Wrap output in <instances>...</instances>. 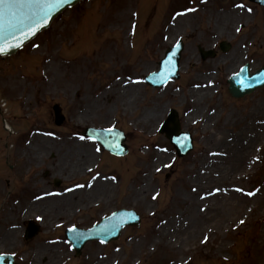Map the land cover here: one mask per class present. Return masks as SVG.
Wrapping results in <instances>:
<instances>
[{
	"label": "rangeland",
	"instance_id": "rangeland-1",
	"mask_svg": "<svg viewBox=\"0 0 264 264\" xmlns=\"http://www.w3.org/2000/svg\"><path fill=\"white\" fill-rule=\"evenodd\" d=\"M177 40L179 79L148 87ZM198 47L217 54L202 61ZM245 64L264 67V7L249 0H83L1 58L0 254L15 264H264V87L233 99L226 83ZM170 109L193 138L182 158L158 133ZM86 127L124 131L127 155L88 142ZM46 198L50 215L29 211ZM119 209L140 224L75 258L65 229ZM29 222L40 230L25 241Z\"/></svg>",
	"mask_w": 264,
	"mask_h": 264
},
{
	"label": "water",
	"instance_id": "water-1",
	"mask_svg": "<svg viewBox=\"0 0 264 264\" xmlns=\"http://www.w3.org/2000/svg\"><path fill=\"white\" fill-rule=\"evenodd\" d=\"M79 0H62L59 7H56L50 11V14L47 17V23L39 21L40 26L34 34L27 35L30 29L33 27L31 20H24L20 15L21 11L25 14L29 13L31 9L24 8L22 10H12L5 12L2 17H0V46L5 48L4 52H0L1 55H11L15 53L14 51L18 50L23 44L31 40L38 32L42 29H46L57 14H59L64 7H71L73 4L77 3ZM264 5V0L259 2ZM17 12L16 16L12 15V12ZM178 45L175 48L171 49L166 53V59L160 64V73L150 76L146 81L153 85L159 86L167 82L171 78H177V63L180 57V51L182 49V44L177 43ZM228 47V46H227ZM227 47L223 49H227ZM203 59L207 57L204 52H200ZM248 67L241 69L239 74L233 76L229 83V93L235 98L243 97L244 95L249 94L255 89V87H260L264 85V77L261 75L250 76L247 71ZM58 106L54 107V114L56 119V124L59 125L62 121V116L60 115ZM160 133L165 134L171 144H173L178 150L179 156H184L191 148L190 138L188 134H180L179 123L177 119V114L174 110L170 111V114L167 120L164 122L162 127H160ZM89 131V135H94L101 141V143L108 149V151L114 154L126 153L124 146H121L123 136L121 133L114 131L112 133H103L102 131ZM129 215L125 213H119L112 216L108 221L102 223L101 226L97 227L93 231L81 232V231H72L71 234L67 235L69 240L72 241L73 246H75L76 254L80 253L82 246L88 241H93L100 239L106 242L117 239V233L119 229L123 226V222L130 223L128 220ZM138 222L136 221L135 224ZM37 229V228H36ZM36 230L28 233L27 237L34 235ZM13 260L10 256H0V264H12Z\"/></svg>",
	"mask_w": 264,
	"mask_h": 264
},
{
	"label": "snow or ice",
	"instance_id": "snow-or-ice-1",
	"mask_svg": "<svg viewBox=\"0 0 264 264\" xmlns=\"http://www.w3.org/2000/svg\"><path fill=\"white\" fill-rule=\"evenodd\" d=\"M62 0H0V17L4 15L5 12L12 10H22L24 8H29L31 11L27 14L21 11L20 15L24 20H31L33 27L27 33V35L34 34L38 27L40 26L39 21L47 23V17L50 14V11L56 7H59ZM238 7H243V5H238ZM250 11V10H249ZM13 16L17 15V12H12ZM239 31V29H237ZM5 48L0 46V52H4ZM108 131H112L108 129ZM92 139V137H89ZM242 191L241 189H238ZM252 195V193H248ZM240 223H244L243 220ZM207 240V237H205Z\"/></svg>",
	"mask_w": 264,
	"mask_h": 264
},
{
	"label": "bare ground",
	"instance_id": "bare-ground-1",
	"mask_svg": "<svg viewBox=\"0 0 264 264\" xmlns=\"http://www.w3.org/2000/svg\"><path fill=\"white\" fill-rule=\"evenodd\" d=\"M127 89H129V90H131L132 91V89H130V88H127ZM205 96V92H203V97ZM240 145H235L234 144V146H232V147H226V149L227 150H229L228 151V155H229V158L230 159H232V160H234V159H238V158H241V155H242V153L240 152V150H241V148H238ZM165 156H163V155H161V154H159V155H157V161L158 162H160L161 160H163V158H164ZM225 157H227V156H225ZM215 159H220V158H215ZM223 158H221V162H222V166L223 167H225V168H229V166H226V165H229V162H230V160L228 159V160H222ZM75 166H76V164H75ZM74 166V167H75ZM74 193H76V192H74ZM70 196H71V194L70 195H66L65 197H63L62 199H61V201H66L68 198H70ZM52 198H46L43 202H38V203H45L46 205H43V204H39V205H33V206H31V209L29 210V211H32V210H38V208H43L44 210H45V213H48L49 215H50V212L52 211V209H53V207L51 206H49V204L52 202V200H51ZM37 203V204H38ZM64 203L63 202H61V204L60 205H63ZM47 206H49V208H47ZM36 207V208H35ZM56 207V206H55ZM54 207V208H55Z\"/></svg>",
	"mask_w": 264,
	"mask_h": 264
}]
</instances>
